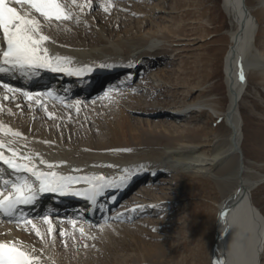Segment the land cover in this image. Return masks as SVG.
<instances>
[{
  "label": "bare ground",
  "instance_id": "1",
  "mask_svg": "<svg viewBox=\"0 0 264 264\" xmlns=\"http://www.w3.org/2000/svg\"><path fill=\"white\" fill-rule=\"evenodd\" d=\"M46 2L61 6V18L69 11L64 8L65 4L70 3L74 15L77 14L76 18L84 22V15L91 12L97 4V0H46ZM253 2V5H249L247 0H220L219 8L227 19L226 35L229 41L223 59L224 93L220 88L218 92L215 91L214 86L200 85L197 88L200 82H196L197 86L193 85V89L198 92V96L187 98L182 109L175 112L167 111L166 119L137 118L131 117L129 113L141 112L137 109L147 110L146 114L157 110L159 107H153L154 102L151 101L155 96L158 103H167L168 98L176 101L177 92L185 87L178 83L173 87L168 85L170 78L166 75L170 72L168 68L163 69L161 66L162 68L156 70V74L153 75L156 84L147 74L155 64L168 60L170 54L175 56L180 54L177 47L174 48V45L183 44L180 40H187L184 44L190 47L188 50H193L192 46L201 41H197L196 36L176 37L169 41L168 47L171 48L165 51L159 44L162 36L168 37V34L177 32V28L173 24L166 27L153 23L156 19H165L161 16L164 7H151L152 12L149 16L132 20L134 25L122 30L120 27L113 30L116 23L112 24V20L119 23V12L112 20L98 24L93 21L90 25L98 28L100 36L99 39H94L96 43H91L88 47L84 46L88 42L87 37H83L74 47L58 46L53 41L54 37H47V40L42 41L41 48L47 49V53L73 56L87 61L90 66L94 65L91 80L84 88L77 87L71 94H62L59 89L58 93L61 96L54 101L52 97L48 99L43 96L42 91L30 86H21L16 80L9 82L0 80V145H2L0 153L3 154L4 160L11 159L14 164H27L39 171H55L57 175L88 178L91 182L111 178L116 181L114 185L134 176L133 178L137 180H132L128 191L137 183L143 184V181L151 180V173L159 176V180H165L164 184L159 185L148 180L149 182L141 188V199L130 198L124 201L125 199L122 200L120 197L114 205L123 206L115 212L109 213L108 210L106 216L103 214L98 219L85 214L80 215L77 213L78 210L63 215V211H45L42 208L33 216H39L44 212L47 214L38 220H34L32 216L16 224L0 217V244L15 246L29 256L33 264H81L76 262L78 259L91 263L92 260L80 258L82 255L79 256L77 254L79 252L74 250L71 244H77L84 235L93 236L95 232L92 228L96 222L102 223L96 227L106 233L103 229L106 219L118 221L121 218L137 217L140 212L152 213L155 211L154 208L172 203L174 199L182 202L184 195L183 192H179V184L186 178L190 184L200 185L202 189L211 184L219 195V200L214 201L216 218L212 223L211 239L207 247L211 264H261L264 256V213L258 203L264 200V193L258 198H253L252 192L264 185V158L257 160L248 157L245 146L249 145L251 148L253 144L246 142L248 138L244 134L247 119L255 117L259 121H264V100L260 95V88L251 87L249 83L253 76L257 85L264 87V40L258 43L257 39L258 32L264 30V24L259 23L257 15L254 14L255 11L264 8V0ZM10 6L22 14H29L31 18L39 20L40 24L50 26L48 22H43L41 15L28 4L18 6L14 1H10ZM110 6L111 4L106 3L104 10L108 11ZM134 6L127 7L118 3L117 7L134 15L142 14L139 7ZM52 19L57 20L55 15ZM142 24H152L156 29L152 26L142 28ZM202 24L209 26L211 23L204 19ZM39 34L42 35L41 30ZM167 50L169 54H166ZM116 55H123L122 60L116 58ZM114 68L120 72L124 70L122 74L131 73L132 79L126 84L132 86L134 90L124 92V98L118 108L119 115L115 116L113 121H106L104 110L98 108L97 114L105 118L109 139L101 141L93 138L91 134L89 145L84 147V150H74L54 143L53 136L49 135L50 131L46 130L51 126V122L47 121L57 119L58 115L62 120H69L72 113H79L84 117H87L88 113H93L97 105L91 96L97 95L108 80L101 74L104 70ZM139 71L142 74H137ZM214 74L216 72L212 71L203 77V81ZM137 76L147 86L133 84ZM128 77L129 75L125 76L126 79ZM193 80L195 77L187 78V85ZM4 85L14 91H9ZM47 93L48 91L44 94ZM104 93L102 98L112 96L116 92L106 87ZM254 101H257L256 106L259 105L261 111H257ZM122 104L128 109H123ZM199 115L211 117L213 120L210 123L212 125L216 123V126L192 128L190 124L194 121L193 116ZM14 133L20 135L16 136ZM13 152L16 153L15 156ZM23 157H30L31 162ZM40 160L52 164L53 168L49 170L46 165L39 163ZM169 175L170 179L166 180L164 177ZM33 180L35 181V178ZM14 186L19 185L9 186L11 194L16 193ZM167 193H173L174 198L163 195ZM3 194L0 191V200L4 199ZM60 205H62L60 201L54 203L55 208ZM153 221L145 224L139 221L140 225H136L137 230L145 231L142 226L156 224L161 231L167 229L174 231L173 228H178L175 225L179 223L177 220ZM108 226L114 227L110 223ZM23 229L26 233L20 232ZM137 234L138 232L135 235ZM132 241V245L137 249L132 259L134 264L164 263L160 258H165L166 255L172 257L176 253L173 246L165 247L169 249V254H166V249L159 243L144 244L138 238ZM177 245L184 247L182 242H178ZM127 260L128 258L124 261L119 260L117 264H127Z\"/></svg>",
  "mask_w": 264,
  "mask_h": 264
},
{
  "label": "rangeland",
  "instance_id": "2",
  "mask_svg": "<svg viewBox=\"0 0 264 264\" xmlns=\"http://www.w3.org/2000/svg\"><path fill=\"white\" fill-rule=\"evenodd\" d=\"M106 3L111 4L108 11L104 10ZM118 3H122L127 7L135 5L136 8L139 7L138 9L139 11H142V14L134 15L126 10H120V8L117 7ZM143 3L144 5L142 6ZM247 3L249 5L254 4L253 0H247ZM219 4L220 0H97V4L92 8V11L87 13V15H84V22L80 18H76L77 14L74 15V11H72V7L70 3H68L64 6L66 11L69 10L65 15L67 19L60 18L55 20L51 18L46 20L41 16L43 19L42 21L48 22L50 26L40 24V30L44 36L54 37V43L61 47H74L75 44L80 43V40L83 39V37H87L88 42H86L84 46L88 47L89 44L96 43L97 41L94 39H99L100 36L98 28L90 25L93 21L98 24L106 22L109 19L112 20V18L119 12L118 15L120 16L118 17V20H120V24L117 20H112V24L116 23V26L113 28L114 31L120 28L122 30L132 27V25H134L132 20L149 16L152 12L151 7H164L165 10L161 13V16L165 19H156L153 23H155L156 26L161 25L166 27L173 24L177 28V32L171 33L170 35L168 34V37L162 36V41L159 42V44L162 45V48L165 49V51L166 49L171 48L168 47V45H170L169 41H173L176 37L188 38L196 36L198 38L197 41H201H198L192 46V48H194L193 50H188L190 47L184 44L187 40H180V43L183 44L174 45L175 47L173 46L174 48L177 47L180 54L176 56L170 54L171 57L168 60L166 59L165 61L155 64L147 74L153 83L156 84L157 82H155L153 75L156 74L158 68H162L161 66H163V69L168 68L170 72H173H168L166 74L170 77L168 85L173 87V85L175 86V84L178 83L185 87L181 88L182 91L177 92L178 99L173 101L172 98H168L167 103H162L160 101V103H158V98L155 96L151 101L154 102L152 104L153 107H159L157 110L154 109L153 111H150L151 113L146 114L145 112L147 110L137 109L141 112L129 113L131 117L137 118L149 117L150 119H159L162 117L163 119H166L168 118V114H166L167 111L175 112L178 109H182L183 105L187 102V98L198 96V92L193 89L196 82H200V84H197V88H199L200 85L201 87L214 86L215 91L218 92V89L220 88V91L224 93L222 74L223 59L229 41L226 35L227 19L224 16L223 11L219 8ZM260 10L261 9L255 11L254 14L255 16L257 15L259 23L264 24V8L261 11ZM204 19H208L211 24L209 26L203 25L202 21ZM149 26L156 29L152 24L141 25L142 28H148ZM257 36L258 43L262 42V40H264V30L259 31ZM90 40L94 41L91 42ZM92 45H90V47ZM166 54H169L168 50ZM174 57H177V59H172ZM212 71H215L216 74L209 76V79L207 78L206 81H203V77L211 74ZM137 74L142 73L139 71ZM190 77H195V80L187 85L186 80ZM249 81L251 87L254 86L257 89L260 88V95L264 100V87H259L253 76ZM135 83L147 86L143 83V80L138 78V76L133 81V84ZM131 87L132 86L128 84L124 85L122 86L123 89H120L121 92L117 91L114 93L115 95H112L113 97L109 96L102 98V95H105L104 88L103 91L101 90V92H99V95L97 94L98 96L91 97V99L95 100L97 105V109H95L93 113H88L87 117L79 115V113H72L69 120H62L60 115H58L57 119L54 118L47 121L51 122V126H48L46 130L50 131L49 135L53 136L54 143H59L66 148H74V150H84V147L89 145L88 140L89 135L91 134L95 139L101 141L108 140L109 134L106 128V121H113L115 116L117 117L119 115L118 108L120 107V102H122V99L124 98V92H132L134 89ZM254 103L257 111H261V107L259 105H257L258 107L256 106L257 101H254ZM49 106L50 105H48V107ZM99 107L104 110L103 113L106 115V121L102 115L97 114ZM121 107L123 109H128L127 106L123 104ZM193 118L194 121L190 124L193 126L192 128H196L197 126H204L206 128L216 126V123L214 125L210 123L213 119L206 115H199L197 117L193 116ZM252 118L246 120L244 134L245 137L248 138L246 142L253 145L251 148L249 145L248 147L245 146V152L247 151L246 154L248 157L260 160L264 158V121H259V119H256L255 117ZM88 131L90 133H88ZM145 172L147 173V171ZM158 177L159 176H154V178L148 180L154 182L155 185L164 184L165 180H159ZM164 178L166 180L170 179V175L169 177L167 176ZM148 180L143 181V184L137 183L133 185V187L125 194L123 200L125 199L124 201H126L130 198L141 199V188L149 182ZM179 188V192H183L185 201L178 202L177 199H174L175 201L173 200L174 202L172 203L165 201V203H169H166L165 206L154 208L155 211L152 213L144 211L143 213L140 212V215L137 217L121 218L118 219V221L109 220L103 223V229H105L106 233L101 232L99 228L96 227L102 223L96 222L95 227L92 228V231L95 232L93 233V236L84 235L80 237L77 244H71L72 248L79 252L77 254H79V256L80 254L82 255L80 258L92 260V262L90 263L89 261L81 259L76 260V262L81 264H117L119 260L124 261L128 258L127 264H134V260L132 259L136 255L137 249L132 245V240L138 238L144 244L159 243L163 245L164 248L168 245L174 247L176 251L175 255L172 257L166 255L165 258H160L164 260V263L159 264H211V261H209L210 254L209 256L207 254L209 251L207 247H209L208 245L211 239L212 223L213 220L215 222L216 218V215L214 216L216 202L214 203V201L219 200V195L213 187H211V184H208L202 189L200 185L198 186L195 183L190 184L186 178L180 182ZM252 193L253 198L260 197L264 193V185L260 186ZM163 195L172 196L173 198L175 196L173 193ZM258 204L264 213V200H260ZM122 206L123 204L117 205L115 210L117 211ZM33 219L38 220L39 217ZM153 220H177L179 223L175 226L178 228H173L174 231H170V229L161 231L159 227H156V224H152L142 226L141 228L145 231L137 230L136 225H140V222H144L145 224L146 222H154ZM109 223L114 225V227L108 226ZM20 232L26 233V230L23 229ZM136 232H138L137 235H135ZM178 242L184 243V247L177 245ZM72 248H70V250L74 251ZM165 249L166 254H169V249ZM260 262L261 264H264V256ZM135 264L137 263L135 262Z\"/></svg>",
  "mask_w": 264,
  "mask_h": 264
},
{
  "label": "snow or ice",
  "instance_id": "3",
  "mask_svg": "<svg viewBox=\"0 0 264 264\" xmlns=\"http://www.w3.org/2000/svg\"><path fill=\"white\" fill-rule=\"evenodd\" d=\"M14 3L28 4L46 20L51 19L53 15L56 19H60L62 16L61 6L46 2V0H42V2H38V0H14ZM63 18L67 19L66 16ZM39 30V20L31 18L29 14L18 12L15 7L10 6V0H0V31L3 34V41L7 44L6 49H3L0 53L3 62L0 65V73L19 71L34 74L41 69L53 72L65 71L59 58H56L55 63H53L48 56L47 49L41 48V42L47 40V37L40 35ZM241 79H243V75H241ZM4 87L8 88L9 91H14L7 85H4ZM24 95L28 94L24 93ZM29 99H31V96H29ZM14 135L19 136L20 134L14 133ZM15 155L16 153L13 152V156ZM23 159L28 160L29 163L31 162L30 157H23ZM0 160H3L14 171L27 172L35 178L34 183L24 181L21 185L14 186L17 193L14 198L0 201V211L8 215H11L18 205L35 203L37 197L42 193L83 196L93 202L97 195L103 193L102 185L100 187L93 186L86 192L71 189V185L80 183L81 179L86 183H90L91 181L88 178L74 179L72 176H58L55 171H39L27 164H14L11 159L4 160L2 153H0ZM39 163L46 165L49 170L53 168L52 164H46L44 160H40ZM26 222L31 223L30 221ZM0 260H2V264H33L32 259L24 252L17 250L15 246L2 244H0Z\"/></svg>",
  "mask_w": 264,
  "mask_h": 264
},
{
  "label": "water",
  "instance_id": "4",
  "mask_svg": "<svg viewBox=\"0 0 264 264\" xmlns=\"http://www.w3.org/2000/svg\"><path fill=\"white\" fill-rule=\"evenodd\" d=\"M213 259V258H212ZM213 261V260H212Z\"/></svg>",
  "mask_w": 264,
  "mask_h": 264
}]
</instances>
